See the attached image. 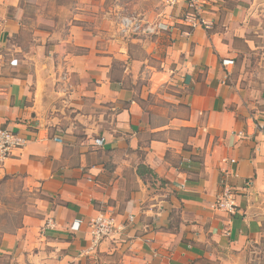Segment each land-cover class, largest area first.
<instances>
[{
	"label": "crops",
	"instance_id": "obj_1",
	"mask_svg": "<svg viewBox=\"0 0 264 264\" xmlns=\"http://www.w3.org/2000/svg\"><path fill=\"white\" fill-rule=\"evenodd\" d=\"M150 1L0 0V128L28 140L0 182L45 197L9 264H264V71L237 64L264 45V0L222 21L216 0L199 19ZM123 14L161 28L124 34ZM224 188L234 215L213 208ZM100 211L119 228L93 247Z\"/></svg>",
	"mask_w": 264,
	"mask_h": 264
},
{
	"label": "rangeland",
	"instance_id": "obj_2",
	"mask_svg": "<svg viewBox=\"0 0 264 264\" xmlns=\"http://www.w3.org/2000/svg\"><path fill=\"white\" fill-rule=\"evenodd\" d=\"M209 3L210 1L207 0ZM203 3V12L204 10L206 14L203 16L206 18L207 12L210 13L212 11L211 6L213 5H219L217 9L219 12L224 13L220 14L222 16V19H226L228 11H232L235 9V5L237 1L235 0H220L216 3H212L211 6H206V0L205 3L202 0ZM149 4H153L156 7V10L161 11L165 10L167 5L164 3L163 0L158 1V3H153L150 1ZM238 4V3H237ZM217 5V6H218ZM156 12V11H154ZM125 13V12H123ZM128 14H123L122 16H126ZM135 16V15H134ZM138 17V16H136ZM142 17V16H141ZM165 16L158 15L156 18L159 21L164 20ZM143 18V17H142ZM155 18V19H156ZM221 26V25H219ZM258 34H259V30ZM257 36V35H253ZM260 47V48H259ZM242 53L238 56V67L241 66L242 58L245 57L247 60L246 67V76L247 79L250 78V75L253 74L254 76L257 75L256 71L263 70L264 65V56H261V52L264 53V45H262L260 42H257L256 49L249 51L248 49L241 48ZM245 54V55H244ZM242 69V68H241ZM159 105V104H158ZM45 197L40 194L36 189H29L27 185L24 183L22 179H13V180H6L0 182V247L3 243V240L5 236L13 234L21 225V221L23 219V216H37L38 207L40 205V200L44 199ZM257 259H259L261 256L264 258V243L260 244L257 249H255V255ZM0 264H9V261L6 256H0Z\"/></svg>",
	"mask_w": 264,
	"mask_h": 264
},
{
	"label": "built area",
	"instance_id": "obj_3",
	"mask_svg": "<svg viewBox=\"0 0 264 264\" xmlns=\"http://www.w3.org/2000/svg\"><path fill=\"white\" fill-rule=\"evenodd\" d=\"M168 7L183 5L188 16L192 19H199L203 12L202 0H164ZM120 30L124 34L143 35L154 32L155 28L160 29V25L149 27L147 24L134 15L121 16L119 19ZM233 64L232 61H230ZM64 78V75L62 76ZM257 129L264 134V120L257 125ZM28 140L20 134L9 131L5 128H0V165L5 160L10 158L14 151L24 148ZM235 194L229 188H224L223 191L217 196L213 208L221 211L227 215H234L236 213ZM130 220L132 217L129 218ZM89 230L91 235L92 246L95 247L102 241L113 237L118 230L114 217L108 211H100L96 216L92 217L89 222ZM54 223L48 220L44 225L45 229H52Z\"/></svg>",
	"mask_w": 264,
	"mask_h": 264
},
{
	"label": "trees",
	"instance_id": "obj_4",
	"mask_svg": "<svg viewBox=\"0 0 264 264\" xmlns=\"http://www.w3.org/2000/svg\"><path fill=\"white\" fill-rule=\"evenodd\" d=\"M151 174V171L146 169L144 166H139L138 169H137V173L142 176L144 175L143 173H148V172Z\"/></svg>",
	"mask_w": 264,
	"mask_h": 264
}]
</instances>
